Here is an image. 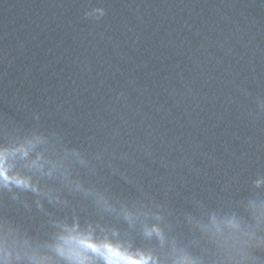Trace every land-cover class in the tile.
<instances>
[{
    "label": "water",
    "instance_id": "95a60500",
    "mask_svg": "<svg viewBox=\"0 0 264 264\" xmlns=\"http://www.w3.org/2000/svg\"><path fill=\"white\" fill-rule=\"evenodd\" d=\"M97 3L0 0V132L55 130L103 154L93 182L173 208L264 172V0Z\"/></svg>",
    "mask_w": 264,
    "mask_h": 264
},
{
    "label": "clouds",
    "instance_id": "9594fccd",
    "mask_svg": "<svg viewBox=\"0 0 264 264\" xmlns=\"http://www.w3.org/2000/svg\"><path fill=\"white\" fill-rule=\"evenodd\" d=\"M105 14L99 0L83 13ZM102 162L38 124L0 132V264H264V172L226 201L173 208L93 182Z\"/></svg>",
    "mask_w": 264,
    "mask_h": 264
}]
</instances>
